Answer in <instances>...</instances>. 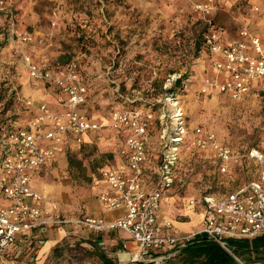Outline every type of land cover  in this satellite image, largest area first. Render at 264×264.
<instances>
[{
	"label": "rangeland",
	"instance_id": "rangeland-1",
	"mask_svg": "<svg viewBox=\"0 0 264 264\" xmlns=\"http://www.w3.org/2000/svg\"><path fill=\"white\" fill-rule=\"evenodd\" d=\"M10 2L17 8L18 27L31 32L33 40L29 43V53L26 44L9 41L6 28L0 27V119L12 117L21 121L30 111L24 102L28 72L23 53L17 48L37 62L45 61L43 64L58 63L68 54L70 59L82 60L97 77L87 105L91 113L108 118L121 107L114 91L123 87L133 95V102L141 101L139 108L151 110L154 120L149 135L154 141L158 135H175L180 124L186 126L174 182L182 206L183 195L200 191L225 194L232 186L259 176L262 166L249 158H243L241 166L231 169L234 178L219 173L215 158L206 156L191 143L193 127L201 125L241 154L260 145L264 134V81L242 99H234L215 88L203 91L206 79L223 75L214 65L217 55L198 47L203 25L197 22V17L206 24L190 1L173 6L159 0ZM215 2L216 8L209 17L224 28L225 39L238 38L247 29L264 44V0ZM187 3L192 5L194 13L187 10ZM59 4L62 13L58 11ZM105 75H111L110 85L104 86ZM180 77H183L182 85L175 87ZM31 84H34L32 79ZM171 87L174 92L169 90ZM102 139L109 141V137ZM101 141L68 153L66 164L60 161L49 171L47 176L54 184L53 189H59L65 199H80L89 193L90 186L92 189L93 175L98 171L95 163L117 148H107ZM154 143L155 151L160 149L158 140ZM148 148L151 151L149 145ZM79 237L83 236L65 240L62 250L57 252L66 255L64 264H101L92 254V246L82 243ZM39 249L23 252L19 257L9 256L1 264H13L12 260L24 258V264H40ZM179 252L163 260L164 263L192 264L183 258L185 255H177Z\"/></svg>",
	"mask_w": 264,
	"mask_h": 264
},
{
	"label": "built area",
	"instance_id": "built-area-1",
	"mask_svg": "<svg viewBox=\"0 0 264 264\" xmlns=\"http://www.w3.org/2000/svg\"><path fill=\"white\" fill-rule=\"evenodd\" d=\"M164 1L172 3L176 0ZM188 1L205 20V47L217 55L214 65L223 75L218 79H206L203 91L215 88L234 99H242L251 91L255 80L264 81L261 38L243 29L240 37L225 39L224 28L209 17L216 8L215 0ZM0 27L6 28L7 39L11 42L28 44L33 40L31 32L18 27L17 8L10 0H0ZM17 50L23 53L34 83L53 86L64 93L61 102L65 110L56 113L44 103L27 125L16 121L7 127L0 124V196L9 200L7 204L0 202V256L19 257L34 241L37 247H42L52 228L68 224H77L96 234L123 231L137 241V259L158 264H165L163 260L202 236L232 252L230 239L264 234V134L259 146L241 154L201 125L193 127L192 145L200 152H211L220 173L232 176V162L243 158L254 159L262 169L257 178L239 184L225 194L204 192L199 198H192L190 204L199 200L205 204L202 226L191 233L174 234L173 220L168 217L160 220L159 211L164 194L175 182L186 126L180 124L175 135H162L157 184L148 189L144 181L145 164L149 160V131L154 120L151 110L124 106L113 111L108 121L93 120L83 109L88 87L77 59L48 67L42 66L23 49ZM103 129L131 131L121 149L124 162L100 169L92 181L93 189L100 181L107 184L99 193L105 209L124 208L125 213L113 220L90 215L69 217L58 201L32 187L31 171L53 163L63 146L71 143L79 147L89 131Z\"/></svg>",
	"mask_w": 264,
	"mask_h": 264
},
{
	"label": "crops",
	"instance_id": "crops-1",
	"mask_svg": "<svg viewBox=\"0 0 264 264\" xmlns=\"http://www.w3.org/2000/svg\"><path fill=\"white\" fill-rule=\"evenodd\" d=\"M25 46H26V51H29L30 53L31 47L29 48V43L26 44ZM44 62L45 61L39 63L43 66L45 65L43 64ZM27 72H28L27 78L29 81V86H27L26 88L27 92L26 95L24 96V98H26L24 102L27 103L28 100L31 101V104H25V106L30 111H29V115L23 118L21 121H19L18 119L15 121L22 125H27L30 122V120L40 112L39 106L44 103L47 104L48 107L53 112L59 113L64 111L65 108L61 102L64 93L61 92L58 88H55L53 86H48L43 83H34L33 80L32 82L34 84H31V77L29 75L28 69ZM261 81H262L261 79L255 80L252 85L251 91L247 95L258 89L259 83H261ZM90 118H92L93 120L108 121L111 118V114L108 118H100L94 113L90 112ZM130 132L131 131L128 129L121 131L112 130V129L89 131L85 135V141L81 146L76 147L73 144L69 143L63 146V148L57 153V156L53 161V163L33 169L31 171L32 187L37 191H39L40 193H42L47 198L58 201L62 207L63 212L72 218L81 215H90L95 217H103L107 220H113L117 217L122 216L125 213L124 208L111 210V211L107 210L102 205L99 199L100 191L104 190L107 187L105 181H100V184L96 189L93 188L91 189L90 186L89 193L82 195L80 199L74 198L71 200L70 198L65 199L64 194H62V192H60L59 189L56 190L53 189L54 184L49 181L47 175L50 170H53L54 165H56L60 161H62L63 164H66L67 161L66 157L68 153L72 151L78 152L81 150L82 147H85L86 145L98 144L100 140H102L101 142H103L104 146L107 148H110V146H117V148L114 151V153H110L106 158L97 161L95 163V169L99 171L102 168L116 167L120 163L124 162V157L121 155V149L124 146L125 140L129 136ZM107 137H109V141H104L102 139ZM150 138L151 136H149L148 145L151 148V151H149V160L145 164L146 176L144 183H146V187L148 189H153L156 186L158 179L159 162L161 157L160 149H161L162 135L157 136V140L159 143L158 146L160 149L156 151L155 149L157 148V145H154L155 144L154 142H157V140L154 141V139L152 138L150 139ZM204 153L206 156L207 155L213 156L211 152H204ZM241 165H242V161L232 162L231 164L232 169H234L235 166H241ZM231 177L234 178L233 173ZM238 185L232 186L231 188H236ZM202 194L203 192L200 191L195 194L183 195V200L185 204L184 206H182L181 205L183 204V201H181L182 197H180V194L175 193L174 183H173V185L170 188H168L166 193L164 194L161 209L159 211V219L161 220L165 217L172 219L174 222V229L172 233L174 234H178V235L187 234L198 230L202 226L205 204L202 202V200H199L194 204H190V200L192 198L197 199ZM0 202L7 204L9 203V200L4 199L2 196H0ZM177 206H179V208H177ZM80 235L86 238H91L92 240L98 238L100 245L102 246L103 249L106 250L108 255L110 257H114V259H116L118 262L122 264H138V262L143 261V260H138L136 258L137 252L139 250V245L137 241H135L133 238H131L127 233L123 231L112 230V231H107L105 233L96 234L87 231L86 229L82 228L77 224H70V225L68 224L66 226L54 227L48 232L46 236L47 239L46 243L39 249L38 260L40 264H64V260L67 259L66 255L65 254L62 255V253L57 254V252L58 251L60 252L62 250L60 248L62 247V244L64 243L65 240L72 238V236L75 237ZM253 238L255 237L242 238V239H253ZM36 247L37 245L34 241L32 244H29L26 247L25 252L31 253L35 250ZM179 251L180 249H178L176 252ZM178 254H180L181 257L185 255V257L183 258L185 260L188 259L189 261L185 249H182L179 253H177V255ZM238 257H241L240 260L242 262L258 261V260H254L256 259L255 252L244 253ZM8 258L9 256L7 257L0 256V264L8 261L6 260ZM25 259L26 258L20 260H12V261L13 264H24L26 262ZM173 259L175 260L176 257L174 256ZM68 264L71 263L68 262ZM165 264H172V263L166 262ZM180 264H184V263H180ZM255 264H264V263H255Z\"/></svg>",
	"mask_w": 264,
	"mask_h": 264
},
{
	"label": "trees",
	"instance_id": "trees-1",
	"mask_svg": "<svg viewBox=\"0 0 264 264\" xmlns=\"http://www.w3.org/2000/svg\"><path fill=\"white\" fill-rule=\"evenodd\" d=\"M162 3L169 5L172 4L175 5L176 3L183 2L185 0H176L172 3L165 2L163 0H159ZM189 6L187 7V10H189L191 13H194L192 9V5L190 3H187ZM60 9L58 10L60 13L64 12L61 9V4H59ZM197 22L201 23L203 25L201 35L199 36V39L197 41L198 47L201 48L202 51H206L205 47V34H206V26L203 24V21L201 18L197 17ZM74 59V58H73ZM70 56L68 54L65 55V57L59 61L58 63L52 64L50 62L46 63L48 67L55 66V65H65L69 61H71ZM79 63V67L82 73V76L85 80V83L88 87V96L87 100L83 104L84 112L90 117V111L87 108V105L89 103L90 98V91H94L93 86L95 85V76L92 75V73L87 69V66L83 64V61L80 59H77ZM105 85H110L111 75H105L102 76ZM183 77L178 78L175 81V87L182 85ZM170 91L174 92V89L172 87L169 89ZM115 95L117 99L122 104H125L130 107H137L139 108L142 103L141 101L136 100L135 102L132 101L133 95L129 94L128 91H125V89L120 88L119 90H115ZM142 99V98H141ZM119 107V108H121ZM15 118L12 117H4L0 119V124L4 127H7L15 121ZM259 146V145H258ZM215 166L218 168L219 164L217 160L215 159ZM210 192V191H206ZM213 193V192H211ZM79 240L82 243H88L92 246V254L95 255L101 264H122L118 262L114 257H110L105 249L102 248V246L99 243L98 238L95 240H92L91 238H85V237H79ZM229 244L232 247V252L228 251L226 248H224L222 245H220L217 242L212 241L211 239L207 237H200L191 244H189L184 249L187 253V258H189V261L192 262V264H240L237 257L241 256L244 253L248 252H255L256 253V259L254 260H264V234L257 236L253 239H235L232 238L229 240ZM138 264H156L154 261H140ZM158 264V263H157Z\"/></svg>",
	"mask_w": 264,
	"mask_h": 264
},
{
	"label": "water",
	"instance_id": "water-1",
	"mask_svg": "<svg viewBox=\"0 0 264 264\" xmlns=\"http://www.w3.org/2000/svg\"><path fill=\"white\" fill-rule=\"evenodd\" d=\"M245 263L246 264L264 263V260H258V261H255V262H245Z\"/></svg>",
	"mask_w": 264,
	"mask_h": 264
}]
</instances>
